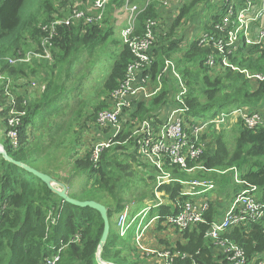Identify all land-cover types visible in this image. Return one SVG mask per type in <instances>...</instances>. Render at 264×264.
Here are the masks:
<instances>
[{"label": "trees", "instance_id": "16d2710c", "mask_svg": "<svg viewBox=\"0 0 264 264\" xmlns=\"http://www.w3.org/2000/svg\"><path fill=\"white\" fill-rule=\"evenodd\" d=\"M27 1L0 0V76L4 78L0 80V130L4 131V142H1L10 158L64 184L70 198L95 201L106 207L110 233L100 255L103 263L124 264L131 261V264H155V261L142 263L134 256H125L123 248L128 243L113 229L115 215L123 213L129 205L128 201L132 200L126 196L132 192L134 184H148L139 173H145L146 178L153 181L156 179L155 171L147 173L136 169L139 163L137 153L129 148V144L124 145L128 137L126 132L114 141V145L103 149L97 162L92 158L94 144L90 151L84 154L80 151L85 144L82 140L84 130L91 129L95 124V131L101 133L96 126L98 114L109 108L111 94L120 88L128 66L134 61L129 46L123 45L119 52L110 54L113 65L94 104L88 107L87 102L72 92L76 90L73 75L76 65L83 64L85 57L94 56L107 37L113 34L110 17L124 5L125 0L110 1L107 20L101 26L80 23L77 27L60 28L59 36L50 47L51 60L40 58L41 61L36 59L30 64L10 65L8 59L18 57L20 53H42L41 43L45 37L42 27L50 23L56 14L61 16L60 10L75 0H43L41 15L35 19L25 17ZM163 1L151 0L139 15L137 36L143 34L147 20L175 17L171 14L175 11L172 3L176 2L171 1L165 8L161 5ZM145 2L132 0L141 7ZM210 3L211 0H188L181 8H176L180 9L171 28L168 31L160 28L161 32L157 35L153 49V73L157 75L163 69L165 59L176 62L178 70L188 80L186 103L199 120L215 118L222 112L241 107L245 109L246 116H264V81L250 80L246 74L231 69L207 67V58L214 50L201 47L196 39L183 47V35L178 34L182 23L192 17L198 7L203 5L208 8ZM212 21L218 22L219 15L216 14ZM210 29V24H207L204 31ZM231 60L252 75H264V50H251L248 55L231 57ZM34 82L35 87L32 86ZM168 92L165 87L149 107L145 103L139 104L132 117L135 120L149 118L167 101ZM13 98L16 101L15 112L23 114L18 115L17 126L9 124L14 109ZM230 125L234 127L228 131ZM226 126L219 129L211 126L200 136L202 155L195 161L189 160L188 168L202 167L204 170H196L191 175L176 168L171 173L186 182L211 181L216 185L217 192L223 194H227L230 185L238 188L236 193L246 185L255 186L257 200L264 204V126L250 129L241 118ZM11 130L18 135L17 146L8 137ZM228 134L233 139L231 148ZM95 137L96 144L99 139ZM64 170L71 173L70 183L61 179ZM77 179L84 183L75 192L73 181ZM237 181L244 184H237ZM161 190L170 195L169 203L159 211L153 210L152 216H161L156 230L162 233L167 228L160 223L165 222L168 216L180 213L177 203L184 206L194 199L182 196L183 186L178 183L165 185ZM147 197L143 189L135 198L139 203ZM206 197L210 204L205 214L206 223L182 232L176 230L179 237L174 239V244L166 243L168 247L175 245L167 249L171 251L169 263L228 264L227 256L220 252L207 234L211 224L221 216L222 203L221 200H213L212 194ZM103 231L104 222L99 212L64 202L42 180L5 161L0 154V264H45L46 259L53 256H59L56 264H98ZM221 239L243 249L248 264H253L260 257V262H264V217L258 223L230 228ZM148 240H151L149 236ZM118 245L121 248L118 249Z\"/></svg>", "mask_w": 264, "mask_h": 264}, {"label": "built area", "instance_id": "2783aa9c", "mask_svg": "<svg viewBox=\"0 0 264 264\" xmlns=\"http://www.w3.org/2000/svg\"><path fill=\"white\" fill-rule=\"evenodd\" d=\"M110 1H71L73 4L60 10L61 16L56 14L50 23L42 27V32L45 34L41 43L42 53L29 52L25 55L20 53L18 57L8 59L9 64H30L40 58L51 60L50 47L53 40L59 36V29L77 27L80 23L85 26L103 25ZM150 1L146 0L141 7L132 3V0H125L124 5L114 12L125 15V21L120 22L119 27L122 28L123 45L129 46L134 61L128 66L120 88L111 94L109 108L98 114L96 126L101 130L100 137L103 139L108 136V140L107 143L101 142L102 144L96 145L92 156L97 162L103 149L112 146L114 141L126 132L128 137L124 145L129 144V148L137 153L139 167L147 165L145 169L140 167V170L147 173L155 171V199L141 214V221H137L136 216L132 217L133 212L127 207L116 223L117 233L121 238H127L130 230L137 224L136 238H134V243L137 244L141 241L146 242L142 238L152 231L150 229L152 225L157 227L158 220L161 219L159 215L152 216V211L156 209L159 211L169 203V201L163 202L166 200L165 191L161 188L165 185L181 184L182 196L191 197L194 201L191 200L184 206L178 202L180 213L168 216L165 222L160 223L162 227L174 228L182 232L195 225L206 223L205 214L210 207L206 195L214 192L216 185L211 181H182L173 177L171 173L174 167L179 168L180 172L189 174L196 170H204L202 167L188 168L189 160L195 161L202 155L200 136L211 126H215V129L224 125L227 127L226 124L237 122L240 118L250 129L264 126V116L258 114L246 116L243 107L232 109L231 112H222L215 118L194 119L186 103L189 94L188 80L178 70L176 62L173 59H165L163 69L157 75L153 73L155 62L153 49L157 35L161 32L162 19L147 20L143 34L136 35L138 17L149 6ZM170 2L164 0L161 5L168 8ZM216 14L219 15V21H211L209 23L211 29L202 30L196 39L201 47H210L214 50V53L207 58V67L216 70L231 69L233 72L246 74L250 80L263 82L264 75H252L247 70H242L232 62L231 57L248 55L251 50H264V0H224L217 8ZM189 42L192 43L194 40ZM2 79L4 78L0 76V80ZM32 86L35 87L36 82ZM165 87L169 90L167 101L152 112L149 118L135 120L132 113L138 105L145 103L149 107L162 94ZM8 95H10L9 91ZM15 106L16 101L13 98L14 109L9 121L11 126H17L18 115H23L15 112ZM8 137L14 146L18 145V135L15 131H9ZM237 184L244 183L237 181ZM257 194L258 190L255 186L246 185V188L240 190L230 204L222 209L220 218L211 224L207 233L208 237L215 241L220 252L227 256L228 264H248L244 250L228 240H222L221 236L230 228L261 222L264 217V204L257 200ZM170 252L167 250L159 253L160 259L155 261V264H173L169 263ZM58 261L59 256H53L46 259L45 264H56ZM255 262L264 264L260 262V258Z\"/></svg>", "mask_w": 264, "mask_h": 264}, {"label": "rangeland", "instance_id": "374dc122", "mask_svg": "<svg viewBox=\"0 0 264 264\" xmlns=\"http://www.w3.org/2000/svg\"><path fill=\"white\" fill-rule=\"evenodd\" d=\"M169 1H173V0H169ZM188 0H176L175 2L177 3H172V7H175V11L172 12L171 15L175 16L174 18H165L162 20V24H161V30H166L168 31L169 28H171L172 24H173V20L177 17L178 15V10L176 9L177 7H181V5L184 4V2H186ZM43 0H28L25 6V17L27 19H35L36 17H40L41 15V4H42ZM218 0H211V4H213L214 6L219 7L220 4L218 3ZM221 3V2H220ZM203 6V5H202ZM56 8H58V4H56L55 6ZM170 8V9H174V8ZM204 8V7H203ZM201 12L205 13L206 10H202ZM217 12V11H216ZM107 16L108 13L106 15V20H107ZM204 17H206L205 15L201 16V20L204 19ZM208 17V16H207ZM206 17V19H207ZM191 18V19H190ZM188 18L185 22L184 27H182L179 31L178 34H182L183 35V47H186L189 43V40L192 38H194V36H192V27L194 26V22L192 21L194 18V15L192 17ZM110 19L113 21L112 25H113V34L107 37L106 42L101 46V48L98 49L97 53L92 56V57H85L83 60V64H77L76 68L74 70V77H75V82H74V87L76 88L73 89V95L79 97L81 100H84L85 102L88 103V107L91 106L92 104H94L97 100L98 94L101 91L102 85L105 81V79H107L110 71H111V67L113 65V59H111L110 54L114 51L119 52L123 46V41H122V37H121V27H119L120 22H124L125 21V15L124 14H117V13H113L110 17ZM210 22L208 21H201L200 24V29L204 30L206 24H209ZM107 29V28H106ZM41 61V60H40ZM234 110V109H233ZM69 111V110H68ZM67 111V112H68ZM195 120H198V118L194 117ZM93 124V123H92ZM94 125H92L91 129L88 130H84L83 131V142H85L84 146L81 147V153L84 154L85 152H88V150L90 151L91 149L94 148V145L98 146L99 143L102 144L101 142L107 143L108 140V136L103 138L100 137V133L98 134L97 131H95L94 129ZM233 125H230V127H227L228 131H231L233 129ZM97 133V134H96ZM99 139L97 141V143L95 144V140L96 137ZM231 135L228 134V145L229 148L232 147L233 145V139L230 137ZM4 131L0 130V141L4 142ZM94 144V145H93ZM114 145V144H113ZM133 163V162H132ZM140 162L136 164V169L139 170V168L141 167V169H145V166H140ZM175 169V167H174ZM140 171V170H139ZM141 172V171H140ZM150 172V171H149ZM70 171L69 170H64L61 172V179H66L67 183H70ZM145 177L144 179L147 181V186L145 184H142V186L134 184L133 190L132 192H129L128 195L126 196V198L128 200H130V198H132V200L127 203V207L131 208V212H133V215L131 214L132 217L136 216L137 217V221H141L142 218V213L144 212L145 208L149 205H151L153 203V198H151V196L153 195V189L156 187V181L153 179V181L149 180L146 178L145 173L141 172L139 173L140 177ZM191 175H194V173H192ZM83 180L81 179H77L75 181H73V185H74V191L76 192L77 190H79L82 185H83ZM149 186V188H148ZM227 194H223L221 191L217 192V188L214 190V192L212 195V199L215 201H220L222 199V196L224 195V199L225 200H232L236 194V188L233 185H230L227 187ZM144 189V191L147 193V198L143 199L142 202H137L136 200V196H139V194L141 193V191ZM149 193V195H148ZM209 193V194H211ZM169 194L167 192H165V199L163 200V202H167L170 200L169 198ZM158 198V197H157ZM159 198H161V196L159 195ZM220 202H223L220 201ZM168 203V202H167ZM120 216V214L115 215L114 217V230L117 232V228H116V223H117V219ZM136 226L137 224H135V226L130 230L128 237L124 238L126 240V242L128 243V246H126L125 248H123L124 250V255L125 256H134L137 259H140V261L143 262H148V261H157L158 259H160V257L158 256L159 253L165 252L167 251L168 248H173L174 246L171 245L170 247L166 246V243L171 242L172 244H174V239L178 238L179 235L176 232V229L172 228V229H166L165 233H161L159 231H153L150 232L151 234L147 233L142 239L146 240L145 243L139 242V244L134 243V238H136ZM156 228V226H151L150 229L154 230ZM135 235V237H134ZM148 236L150 237L151 240H148ZM160 238H162L163 240H160ZM123 239V238H122ZM117 248H121L120 245L117 246ZM151 252H156L157 254H152ZM261 258V257H260ZM264 259V258H263ZM124 264H131V261H127L124 262ZM253 264H256V262H254Z\"/></svg>", "mask_w": 264, "mask_h": 264}, {"label": "water", "instance_id": "95a60500", "mask_svg": "<svg viewBox=\"0 0 264 264\" xmlns=\"http://www.w3.org/2000/svg\"><path fill=\"white\" fill-rule=\"evenodd\" d=\"M0 154L2 155L5 161L23 168L27 172L35 175L37 178L42 180L50 188V190H52L55 194H57L64 202L80 207V208H91L99 212L104 222V231H103V235L100 240V245L98 248L99 252H98L97 261H98V264H105L101 261L100 255H101L102 249L104 248L106 241L108 239L109 233H110V223H109V218H108V210L106 209V207L95 201H79V200L70 198V196L67 193L66 186L64 184L58 183L55 180H53L50 176L42 172H39L33 168H30L26 165H23L22 163L17 162L13 160L12 158H10L1 141H0Z\"/></svg>", "mask_w": 264, "mask_h": 264}, {"label": "crops", "instance_id": "0c3cea01", "mask_svg": "<svg viewBox=\"0 0 264 264\" xmlns=\"http://www.w3.org/2000/svg\"><path fill=\"white\" fill-rule=\"evenodd\" d=\"M220 2L223 3V1H219L218 3L221 4ZM217 8H218L217 6H214L213 4L210 3V5L208 6V8L207 7H204L203 8V6H200V7H198L195 10V12H194V18L192 20L194 22V26L192 27V36H194V38H192L193 40L194 39H197L200 36V34L202 33V30L200 29L201 21L204 20V21L211 22L212 19H213V17L215 16V13L217 11ZM179 9L180 8H178V11H179ZM204 9L206 10V12L205 13L201 12ZM205 14H206V17L208 16L207 19H206V17H204V19L201 20V16L202 15H205ZM185 23L186 22L184 21L182 23V25H181L180 28L184 27ZM189 41H191V39ZM222 200H223V202H221L222 203L221 208H220L221 210L224 209L225 207H227L230 204V202H231V200H225L224 199V196H222L221 201Z\"/></svg>", "mask_w": 264, "mask_h": 264}, {"label": "clouds", "instance_id": "9594fccd", "mask_svg": "<svg viewBox=\"0 0 264 264\" xmlns=\"http://www.w3.org/2000/svg\"><path fill=\"white\" fill-rule=\"evenodd\" d=\"M181 8V7H180Z\"/></svg>", "mask_w": 264, "mask_h": 264}]
</instances>
